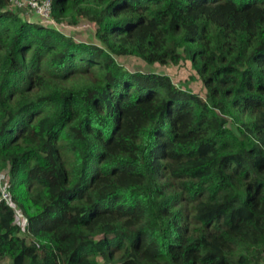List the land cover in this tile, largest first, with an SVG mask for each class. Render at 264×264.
<instances>
[{
  "label": "trees",
  "instance_id": "obj_1",
  "mask_svg": "<svg viewBox=\"0 0 264 264\" xmlns=\"http://www.w3.org/2000/svg\"><path fill=\"white\" fill-rule=\"evenodd\" d=\"M10 4L0 260L264 264V0Z\"/></svg>",
  "mask_w": 264,
  "mask_h": 264
},
{
  "label": "built area",
  "instance_id": "obj_2",
  "mask_svg": "<svg viewBox=\"0 0 264 264\" xmlns=\"http://www.w3.org/2000/svg\"><path fill=\"white\" fill-rule=\"evenodd\" d=\"M10 3L11 7L21 10L24 16L30 20L38 18L42 23L51 26H59L51 17V0H10ZM10 186L9 175L0 172V202H6L14 206L12 203ZM14 209L17 218L23 221V226H26L27 219L17 207Z\"/></svg>",
  "mask_w": 264,
  "mask_h": 264
},
{
  "label": "rangeland",
  "instance_id": "obj_3",
  "mask_svg": "<svg viewBox=\"0 0 264 264\" xmlns=\"http://www.w3.org/2000/svg\"><path fill=\"white\" fill-rule=\"evenodd\" d=\"M80 24H81L80 26H84L82 29L81 28L76 29V27H73L71 28L70 33L77 39H83L85 41L95 42L96 40L94 38L93 28L91 27V25H89L86 21H82ZM62 25H63V27L61 26L62 28L67 27L66 23H62ZM131 68L134 69V66H132ZM143 69L149 70L150 67H145ZM0 264H11V262L9 259L5 258L0 260Z\"/></svg>",
  "mask_w": 264,
  "mask_h": 264
}]
</instances>
